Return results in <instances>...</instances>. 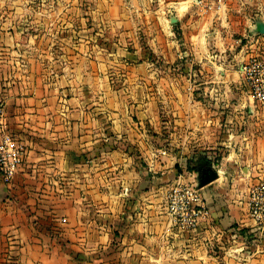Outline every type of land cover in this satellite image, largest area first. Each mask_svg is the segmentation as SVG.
<instances>
[{
    "label": "crops",
    "instance_id": "1",
    "mask_svg": "<svg viewBox=\"0 0 264 264\" xmlns=\"http://www.w3.org/2000/svg\"><path fill=\"white\" fill-rule=\"evenodd\" d=\"M209 1L96 0L47 47L26 28L45 14L0 12V140L25 150L0 177V264H264V106L239 72L264 59V0Z\"/></svg>",
    "mask_w": 264,
    "mask_h": 264
},
{
    "label": "built area",
    "instance_id": "2",
    "mask_svg": "<svg viewBox=\"0 0 264 264\" xmlns=\"http://www.w3.org/2000/svg\"><path fill=\"white\" fill-rule=\"evenodd\" d=\"M199 8H211L209 0H191ZM239 72L254 101L264 106V60L257 56L244 61ZM2 109L0 108V118ZM25 154L24 147L5 131L0 140V177L4 181L10 180L11 176L21 166ZM198 195L190 186L176 185L169 189L166 200L168 212L187 228L196 226L199 219L206 211L196 206ZM248 208L250 218L256 228L255 232H264V182H260L249 190Z\"/></svg>",
    "mask_w": 264,
    "mask_h": 264
},
{
    "label": "rangeland",
    "instance_id": "3",
    "mask_svg": "<svg viewBox=\"0 0 264 264\" xmlns=\"http://www.w3.org/2000/svg\"><path fill=\"white\" fill-rule=\"evenodd\" d=\"M8 5L4 0H0V12H13V13H30V14H45V20H33L27 22L26 28L28 29V39H33L35 45L38 43L36 32L41 30L45 31V41L42 45L48 46L53 43L54 32L64 35L69 30H79L81 20L85 13H88L93 8L96 0H10ZM15 25L23 22L14 21ZM36 33V34H34ZM43 35L40 34V37ZM58 41L60 38H56ZM64 39V38H63ZM60 42V41H59ZM63 43V41L61 42ZM262 59V58H260ZM264 60V59H262ZM244 91H246L244 89ZM261 106V105H260Z\"/></svg>",
    "mask_w": 264,
    "mask_h": 264
}]
</instances>
